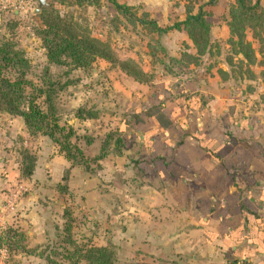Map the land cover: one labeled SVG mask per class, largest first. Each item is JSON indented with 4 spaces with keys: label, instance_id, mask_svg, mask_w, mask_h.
<instances>
[{
    "label": "crops",
    "instance_id": "obj_1",
    "mask_svg": "<svg viewBox=\"0 0 264 264\" xmlns=\"http://www.w3.org/2000/svg\"><path fill=\"white\" fill-rule=\"evenodd\" d=\"M118 1L147 11L159 25L184 14L185 0ZM231 1L204 6L211 12L213 42L224 44L228 37L224 18ZM33 6L32 1L30 11ZM174 37L187 47L179 48ZM163 45L176 57L174 47L194 53L182 30H168ZM197 57L184 69L154 65L156 74L144 81L118 69L112 85L119 102L102 103L112 113L102 115L103 127L93 136L117 129L123 147L106 154L101 168H68L41 136L20 212L31 236L44 237L49 207L63 206L60 182L75 202L81 227L92 230L97 245L109 246L118 264H264V63L250 65L247 76L244 63L236 71L222 50ZM90 120L75 117L73 124ZM96 138L89 144L96 146L94 153Z\"/></svg>",
    "mask_w": 264,
    "mask_h": 264
},
{
    "label": "trees",
    "instance_id": "obj_2",
    "mask_svg": "<svg viewBox=\"0 0 264 264\" xmlns=\"http://www.w3.org/2000/svg\"><path fill=\"white\" fill-rule=\"evenodd\" d=\"M99 1L106 6L107 10H111L118 19L123 17L132 23L146 27L151 32H155L156 35L149 39V41H153V47L150 45V48L147 43L149 54H153L158 47V36L160 37L172 28L182 30L190 39L194 53L183 49L178 57L168 56V63L164 62L163 64L168 70H171L169 66L174 64L180 69H184L187 62L194 63L197 60V55L209 51L210 22L207 20V16L211 12L204 6L213 4L217 0H185L183 17L175 19L167 25L157 24L147 11L141 10L137 14L138 7L118 0H48V6H43L37 13L31 14L36 21L35 33L44 48V58L47 64L53 63L68 68L85 69L100 58L111 64H117L121 70L139 81L148 79L149 74L144 72L132 58H118L108 40L93 35L91 26L81 24L78 19L70 15L65 17L59 10L64 5L81 6L88 2L96 5L99 4ZM15 14L11 13L10 15L14 18ZM224 20L228 28V37L225 42L230 47L229 61L231 60L230 55H241L236 58V71H240L245 62L248 64L259 63L255 59V50L246 33L249 31L250 37L258 41L264 40V7L260 0H232L228 2ZM184 44L186 47L187 44L185 42ZM162 47L159 46L161 50H163ZM190 58L191 61H189ZM227 64L229 65V62ZM29 68V59L24 50L17 47L13 36L9 32L7 34L1 33L0 112L21 118L30 134L41 133L47 136L57 145V151L70 165H77L86 171L99 168L101 159L111 150L113 152L120 151V148L123 147L121 134L117 129H114L107 130L103 134L96 154L92 156L83 154L82 148L76 142L78 136L72 124L67 121H60L57 116L55 97L65 82L60 83L57 79L52 78L46 65L41 70L39 82H34L26 76ZM244 72L247 76L251 75L248 66L243 70ZM74 116L92 118L95 117V113L79 106L76 108ZM90 140V137H85L87 143ZM24 150L26 149L24 148ZM24 152L21 154L19 169L23 176H29L35 158L31 153ZM62 214L65 222H67V219L70 218V211L64 208ZM62 230L66 240L73 244L71 249L62 247L61 257L68 259L69 264H78L80 260H83L85 264H115L114 253L109 246L75 244V240L70 238V224L64 223ZM8 231H11L10 234L6 233ZM5 233L4 236L0 235V242L1 239L12 237L15 234L19 236L18 238L21 237V233L10 227L5 230ZM15 247H17L16 244ZM19 247L24 250L22 246ZM45 258L50 264H60L56 260L48 259V256Z\"/></svg>",
    "mask_w": 264,
    "mask_h": 264
},
{
    "label": "rangeland",
    "instance_id": "obj_3",
    "mask_svg": "<svg viewBox=\"0 0 264 264\" xmlns=\"http://www.w3.org/2000/svg\"><path fill=\"white\" fill-rule=\"evenodd\" d=\"M20 1L21 0H0V34L3 32L7 34V32H9L16 40L17 47L24 50L30 62V68L26 73L28 78L34 82H39L41 70L43 66L46 65L48 66L52 78L57 79L60 83L65 82V85L57 91L55 97L57 116L60 121H67L72 124L78 136L76 142L82 148L83 154L92 156L97 153L100 140L107 131L104 129L103 132L99 131L100 134H94V136L97 137V151L94 153L96 146H89V144L94 139L93 131L96 128H101L102 123H104V120L101 119L102 115L105 113H112L109 106L115 104L112 102L116 100V95L114 94L116 90L112 84L114 80L119 79L118 77L121 73L118 69L120 68L117 64H111L100 58L96 59L89 68L85 69L78 67L68 68L53 63L47 64L43 56L44 48L41 46L40 39L35 33L34 28L36 21L31 16L29 10L32 0L26 1V11H22L24 8L21 6ZM53 4L56 5L55 2H53ZM102 5L101 1L96 5L90 2L84 3L82 4L85 8L83 13L79 12V6L77 5H64L60 7L59 10L63 16L66 17L70 15L78 19L81 24L91 26L92 34L101 39L108 40L114 54L118 58H131L130 55L132 54L135 58H132V60H134L139 67L146 68L147 66H152L151 71L147 72L149 77L152 78L153 75L156 74L153 71V66H161L164 62L168 63L167 57L174 56L170 54L163 45L164 37H167V31L160 37L158 36V47L153 54H149L148 48L150 45L153 47L154 44L153 41H149V39L151 36L156 35L155 32H151L146 27L137 23H132V21H128L123 17H119L118 19V17L112 14L111 10L109 11L107 8H101ZM139 12H141V9L138 8L136 13L138 14ZM11 13H16L14 18L11 17ZM103 14L104 17L102 19L101 16ZM246 34L250 35L249 31H247ZM174 38H176L174 41H176L179 48H185L184 41H181L178 37ZM169 40L172 39L169 38ZM250 42L254 44L253 48L257 52L255 54V59L259 62L257 64L264 63V40L258 41L257 39L251 38ZM223 43L224 44L217 41H210L208 49L210 52L215 51V53L222 50L223 59L226 63L229 62L230 67L235 68L237 66L236 59H233V56L230 55L231 62L229 61L230 47L226 42ZM159 46H163V50H161ZM224 48H226L225 51L223 50ZM174 51H177L178 56L180 55V51L176 47H174ZM189 61H191V58ZM174 65L177 66L176 64ZM244 65L245 68H243V70L246 69V66L249 67L250 65L254 66L256 64H248L245 62ZM65 70L67 71L65 72ZM244 74L246 73L244 72ZM124 83H129V80ZM109 92L110 94L108 95ZM103 97L106 99L102 100ZM110 98L114 99L110 102ZM122 100L123 97L121 99V104ZM104 102H109L110 105L108 104V106L104 107L105 105L102 104ZM116 102L119 101L116 100ZM79 106L94 111L95 117L90 118V123H83L80 121L79 125L75 127L73 124L75 122L74 114L76 108ZM120 108H122V105ZM41 136L48 138L41 133L30 134L26 130L21 118L0 112V235L4 236L6 233L10 234L11 231L5 233L8 227L21 233L20 238L15 234L12 237L8 235L9 237L5 238H9L8 240L1 239L0 264H50L45 258L46 256H48L50 260L60 262V264H69L68 259L61 257L63 246L68 249L73 247V244L69 243L63 235L62 228L64 223L70 224V238L75 240V244L97 245L93 242V236H91L90 232L92 230L90 229L89 231L86 230L85 227H81V216L75 214V202L70 199L66 193V183L59 182L57 184L60 194L65 193L63 194V198L65 199H63V206L56 205V209L49 207L50 221L47 224L44 233L45 236H31V234L28 233L27 230L29 227L27 226V220L20 212L22 210L21 204H23L22 199L26 197L25 195L29 192L27 181L33 169L29 176H23L19 168L21 166V154L25 153L24 151L34 156L35 165L37 146L42 145ZM85 137H90V142L87 143ZM48 140L50 139L48 138ZM50 144L54 150H57V145L51 140ZM24 148L26 150H24ZM72 166L79 167L69 164L68 168ZM68 168L63 174V180L67 176ZM99 168H101V166ZM81 169L86 171L83 168ZM7 176L11 177L9 183L5 181ZM39 203L44 204L45 201L41 200ZM64 208L70 211V218L67 219V222H65V218L62 214ZM15 244L17 247H15ZM19 246H22L24 250ZM115 262L114 253V263ZM119 263L121 264L120 260ZM78 264L85 263L83 260H80ZM115 264L118 263L116 262Z\"/></svg>",
    "mask_w": 264,
    "mask_h": 264
},
{
    "label": "water",
    "instance_id": "obj_4",
    "mask_svg": "<svg viewBox=\"0 0 264 264\" xmlns=\"http://www.w3.org/2000/svg\"><path fill=\"white\" fill-rule=\"evenodd\" d=\"M34 2V6L31 8V14L37 13L41 7L48 6L47 0H32Z\"/></svg>",
    "mask_w": 264,
    "mask_h": 264
},
{
    "label": "built area",
    "instance_id": "obj_5",
    "mask_svg": "<svg viewBox=\"0 0 264 264\" xmlns=\"http://www.w3.org/2000/svg\"><path fill=\"white\" fill-rule=\"evenodd\" d=\"M20 2H21V6L24 8L22 9V11H26V1H20ZM29 10H30V6H29ZM236 264H255V263H250L247 261L239 260L236 262Z\"/></svg>",
    "mask_w": 264,
    "mask_h": 264
}]
</instances>
